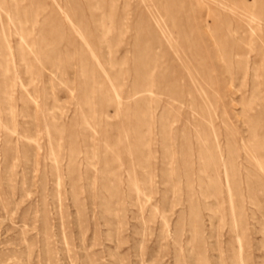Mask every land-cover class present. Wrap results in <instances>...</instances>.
Wrapping results in <instances>:
<instances>
[{
  "label": "rangeland",
  "instance_id": "374dc122",
  "mask_svg": "<svg viewBox=\"0 0 264 264\" xmlns=\"http://www.w3.org/2000/svg\"><path fill=\"white\" fill-rule=\"evenodd\" d=\"M0 264H264V0H0Z\"/></svg>",
  "mask_w": 264,
  "mask_h": 264
}]
</instances>
